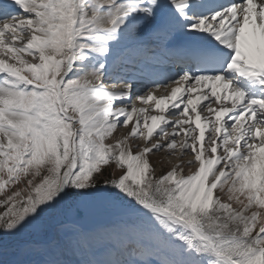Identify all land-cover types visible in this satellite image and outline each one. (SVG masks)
Masks as SVG:
<instances>
[{"label": "snow or ice", "instance_id": "1", "mask_svg": "<svg viewBox=\"0 0 264 264\" xmlns=\"http://www.w3.org/2000/svg\"><path fill=\"white\" fill-rule=\"evenodd\" d=\"M0 197V264H264V0H0Z\"/></svg>", "mask_w": 264, "mask_h": 264}, {"label": "rangeland", "instance_id": "2", "mask_svg": "<svg viewBox=\"0 0 264 264\" xmlns=\"http://www.w3.org/2000/svg\"><path fill=\"white\" fill-rule=\"evenodd\" d=\"M139 142L142 145L143 142L142 141H139ZM134 149L135 151H138L137 147H135ZM150 157L152 160V164L154 163L153 166L155 168L156 175H161L167 172L173 167L174 162H178V160L180 159L179 155H171L167 151L153 152L152 154H150ZM158 169H160V171H158ZM109 171H111V169H109ZM187 171H188V168H185V173H187ZM2 198L3 197H0V199ZM3 210L4 209L0 207V212H2Z\"/></svg>", "mask_w": 264, "mask_h": 264}, {"label": "bare ground", "instance_id": "3", "mask_svg": "<svg viewBox=\"0 0 264 264\" xmlns=\"http://www.w3.org/2000/svg\"><path fill=\"white\" fill-rule=\"evenodd\" d=\"M220 2H222V3H227V0H220ZM170 90V89H169ZM157 95H161V94H165V91H164V89L163 88H161L157 93H156ZM138 103V106H139V102H137ZM126 129H123V128H120V127H118V129H117V131L114 133V136H116L117 138L120 136V135H122V134H125L126 133ZM178 139H179V137H178ZM134 141V142H133ZM140 140H138V139H135V138H131L130 139V143H131V145H132V150L135 152V147H136V145L137 144H141L140 142H139ZM139 150V149H138ZM219 151V150H218ZM180 156V155H179ZM183 159V158H185L184 160H187V159H189V156L188 155H183L182 157L180 156V159ZM149 159H150V162H151V164H152V160H151V157H150V155H149ZM178 162H174V164H173V166L174 165H176ZM154 164V163H153ZM152 164V165H153ZM161 165V164H160ZM185 168H187V166L185 165L184 166V169ZM158 171H160V169H158Z\"/></svg>", "mask_w": 264, "mask_h": 264}]
</instances>
